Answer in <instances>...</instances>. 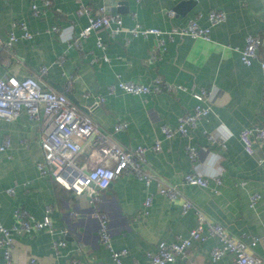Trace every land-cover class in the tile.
I'll use <instances>...</instances> for the list:
<instances>
[{
	"label": "crops",
	"instance_id": "0c3cea01",
	"mask_svg": "<svg viewBox=\"0 0 264 264\" xmlns=\"http://www.w3.org/2000/svg\"><path fill=\"white\" fill-rule=\"evenodd\" d=\"M33 1L0 0V76H31L45 89L65 92L68 75L75 72L78 76L69 92L71 100L107 131L127 118V129L116 134L118 142L126 148L147 146L148 170L179 185L183 192L181 198L170 200L158 193L157 181L148 188L133 173L117 177L102 192L101 207L110 217L112 244L115 249L128 250L125 263L150 264L147 251L156 249L159 242L189 235L197 225V215L192 210L183 213L185 198L201 208L210 223H222L236 238L244 233L261 234L264 163L259 158L264 156V148L257 145L255 155H249L239 134L246 127L264 126V69L260 65L264 53V0H52L43 16L32 14ZM81 3L94 9L106 5L110 12L121 14L124 24L120 34L112 38L108 30L99 31L106 49L97 46L96 33L83 41L82 48L69 42L70 35L88 24L87 15L78 12ZM211 9L225 11L227 20L212 27L210 40L168 36L169 31L184 27L195 17L202 27L209 26ZM14 20L25 21L35 36L20 39L8 49L3 43ZM137 22L164 33L160 37H131L129 29ZM53 25L60 30L51 31ZM15 32L20 35L22 30L16 28ZM250 33L261 35L263 44L258 59L248 66L236 47H244ZM154 52L157 58H153ZM61 54L66 56L63 64L57 62ZM104 54L109 61L103 60ZM43 66L47 67L45 74L40 72ZM157 76L185 89L143 96L121 90L108 94L109 85L118 79L150 83ZM202 87L214 90L211 112L190 137L167 139L161 125L176 126L180 116L191 113L197 103L192 90ZM99 96L106 99L93 108ZM211 131L225 135L226 148L208 138L206 132ZM5 138L11 145L0 151V225H18L14 216L18 207L37 219H43L48 205L53 207L54 232L42 229L15 235V264H29L31 256L37 257L40 264H70L74 256L84 264H115L110 250L100 241L99 221L87 195H77L39 172L37 163L43 158L40 121L32 119L25 109L13 121L1 120L0 144ZM156 140L162 143L161 152L153 149ZM189 143L199 149L200 170L208 176L209 187L183 181L192 168L186 152ZM88 153L85 150L80 155V163L88 160ZM219 172L222 183L216 184L213 176ZM11 187L15 189L13 194L7 192ZM150 191L154 199L149 213L143 214ZM254 192H259L261 199L252 208L249 199ZM205 232L207 239L195 241L188 258L179 257L172 264H234L232 253L211 260V250L220 242L210 233L208 224ZM58 240L66 241L59 250L53 247ZM255 252L264 257L263 246ZM2 261L0 247V264Z\"/></svg>",
	"mask_w": 264,
	"mask_h": 264
},
{
	"label": "built area",
	"instance_id": "2783aa9c",
	"mask_svg": "<svg viewBox=\"0 0 264 264\" xmlns=\"http://www.w3.org/2000/svg\"><path fill=\"white\" fill-rule=\"evenodd\" d=\"M40 1L41 4H38L35 0L32 2L31 12L34 16L46 14L53 2L52 0ZM78 12L87 15L88 24L79 33L70 35L69 42L75 47L82 48L83 41L91 34L96 33L97 46L104 50L107 44L99 31L102 29L108 30L112 38L123 31L124 21L121 14L110 12L106 5L94 9L81 3ZM171 14L173 15L174 12H171ZM208 19L210 25L202 27L197 17L192 18L184 27L169 31L168 36L172 37L174 34H180L210 40L212 27L224 23L227 20V13L223 10L211 9ZM16 28L22 30L20 35L15 32ZM50 30L56 32L60 28L53 25ZM129 33L131 37H148L150 35L160 37L164 32L160 28L145 27L137 22L129 29ZM34 36L35 33L30 30L25 21L14 20L9 37L3 45L11 49L20 39H33ZM160 42L164 44L163 39ZM262 44L261 35L248 34L244 47H236L241 55L242 62L248 66L252 65L259 57ZM152 56L157 58L156 52ZM65 58V54H61L57 62L63 64ZM97 60V58L94 59V61ZM103 60L109 61V57L104 54ZM260 65L264 69V53ZM40 72L45 74L47 67H41ZM77 76L75 72L68 75L65 92L45 89L38 79L31 76L22 79L11 74L5 77L0 76V121L10 122L17 119L24 109L32 119L40 121L43 158L37 163L39 172L42 175L52 177L56 182L77 195H87L92 211L99 221L100 241L110 250L115 264H126L124 257L128 254V250L126 248L115 249L112 244L109 230L110 217L101 207L102 192L108 189L117 177L133 173L142 179L148 188L154 181H157L158 193L170 200H176L184 195L179 185L167 182L148 170L147 146L139 145L135 148H126L118 142L116 134L127 129L129 126L127 118H122L114 125L112 131H107L99 128L91 114L82 110L71 100L68 94L74 87ZM184 89L185 87L182 85L168 82L161 76H157L150 83L118 79L117 82L109 85L108 94L112 95L121 90L128 94L143 96ZM192 94L197 101L194 110L180 116L176 126L161 125V131L167 139H172L177 135L190 137L200 121L211 112L210 103L214 96V90L204 87L200 89L193 88ZM105 99V96L97 97L93 103V108L98 107ZM206 133L211 141L217 142L222 148H226L225 135L219 134V131ZM239 137L244 150L249 155H255L257 145L264 148V126L246 127L240 131ZM10 145V139L5 138L0 144V151L8 149ZM153 149L157 152L162 151L160 140H156ZM85 150L89 151V158L87 161L80 163L79 157ZM186 152L192 163V168L184 174V183L192 186L209 187L210 180L208 176L200 170L198 147L189 143L186 146ZM259 162L264 163V156L259 158ZM213 179L216 184H221V172L215 174ZM242 184H245V181H242ZM7 192L13 194L15 189L11 187L7 189ZM153 199L154 193L150 191L144 201L143 214L149 213ZM260 199L261 194L259 192L252 193L249 199L250 206L255 207ZM52 209L53 207L48 205L43 219H37L27 209L18 207L14 211V216L19 220V224L12 227L0 225V247L3 249L1 264H15V235L42 229L54 232L51 217ZM191 210L197 215L196 227L186 237H179L175 241H161L156 249L147 251L150 264H172L179 257L188 258L194 242H203L207 239L208 235L205 232L207 224L210 233L215 235L220 242L211 250V260L213 262L221 259L227 253H232L234 264H264V257L255 252V249L260 245L264 248V228L261 234L247 235L244 233L236 238L222 223H210L202 209L185 198L182 203V211L188 213ZM64 246H66L65 240H58L53 244V247L57 250ZM29 264H40V261L37 257L31 256ZM70 264H84V262L74 256Z\"/></svg>",
	"mask_w": 264,
	"mask_h": 264
},
{
	"label": "water",
	"instance_id": "95a60500",
	"mask_svg": "<svg viewBox=\"0 0 264 264\" xmlns=\"http://www.w3.org/2000/svg\"><path fill=\"white\" fill-rule=\"evenodd\" d=\"M69 95V94H68ZM69 97H70V95H69ZM88 112V111H87Z\"/></svg>",
	"mask_w": 264,
	"mask_h": 264
}]
</instances>
